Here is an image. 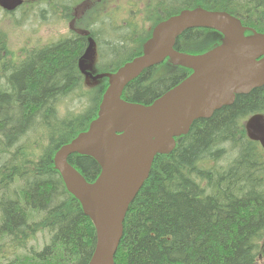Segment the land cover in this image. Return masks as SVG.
I'll use <instances>...</instances> for the list:
<instances>
[{
    "label": "trees",
    "instance_id": "16d2710c",
    "mask_svg": "<svg viewBox=\"0 0 264 264\" xmlns=\"http://www.w3.org/2000/svg\"><path fill=\"white\" fill-rule=\"evenodd\" d=\"M256 1L169 0L179 7L198 4L243 19ZM255 6L254 19H261L264 0ZM205 32L186 31L176 49L182 50L184 42H199ZM81 41L28 53L12 66L7 87L0 88L5 149L35 127L48 141L42 153L17 148L0 168V191L17 187L16 201L7 198L2 203L0 238L7 235L13 247L27 249L38 232L53 234L42 252L30 250L5 264H87L93 253L95 229L80 203L66 191L53 162L55 152L97 117L105 90V86L95 89L93 106L83 114L58 116L60 99L81 87L76 67ZM3 49L0 42V65L8 67L11 62ZM187 73L181 69L176 75L156 78L155 68L149 69L127 86L124 98L151 104ZM262 111L264 87L237 97L212 118L195 122L172 154L156 157L149 179L127 213L116 264H258L264 238V152L247 139L241 122ZM235 151L237 156L225 167V156ZM69 162L88 181L100 173L90 157L73 155ZM21 203L32 211L18 206ZM35 214H42V219L35 222L31 218Z\"/></svg>",
    "mask_w": 264,
    "mask_h": 264
},
{
    "label": "water",
    "instance_id": "95a60500",
    "mask_svg": "<svg viewBox=\"0 0 264 264\" xmlns=\"http://www.w3.org/2000/svg\"><path fill=\"white\" fill-rule=\"evenodd\" d=\"M20 4L21 0H0V5L8 10ZM192 27L220 30L225 35L223 44L199 57L176 52V38ZM247 30L225 12L185 11L157 27L145 45L144 57L128 64L117 75H107L110 88L103 96L99 118L92 122L88 132L63 146L55 157L56 169L68 190L80 200L97 229V243L89 264H114L113 244L123 236L130 202L148 177L155 154L170 153L175 146L174 136L186 134L194 120L209 118L222 106L232 105L236 93H249L264 84V60L257 62L264 55V35L246 38ZM167 56L174 64L193 69L195 74L151 107L120 99L129 81ZM219 67L210 78L203 79ZM195 83H201L200 87L188 93ZM155 113L159 114L142 123L141 119ZM247 130L252 139L264 144L263 117L252 118ZM123 131L124 135H117ZM75 152L93 157L101 166L102 174L94 185L87 184L68 163V156ZM113 203L117 205V214L106 228L102 225L104 213Z\"/></svg>",
    "mask_w": 264,
    "mask_h": 264
},
{
    "label": "rangeland",
    "instance_id": "374dc122",
    "mask_svg": "<svg viewBox=\"0 0 264 264\" xmlns=\"http://www.w3.org/2000/svg\"><path fill=\"white\" fill-rule=\"evenodd\" d=\"M146 1L150 2L151 0ZM165 1L168 6L171 7L173 5L169 2V0ZM69 2L70 0H57L56 2H48L43 6L44 12L42 17L38 13V8L33 6L37 4V0H29L25 7L13 15L5 14L2 10H0V32L6 35L8 49L12 53V55H9V60L11 61L10 65L8 67H3L0 65V88L7 87L8 81H6V77L11 74L12 66H17L18 63L23 60L26 51L36 48L41 44L50 45L56 42L59 38L70 35L68 23L59 22L62 16V9L64 6H67ZM146 5L148 6V3ZM141 8L140 10H144L145 6H141ZM42 18L44 19L43 26L38 25V20ZM146 21L149 23V26L152 25L151 21ZM138 23V28L141 32L143 31V20H140ZM124 32L127 33V31ZM105 40L112 44L108 47V49H101L99 51L100 57L95 56L94 59L88 62V65L93 67L98 66V69L106 67L107 62L112 60V58H115V54H121V52H119L117 49L112 50L109 48L112 45H121L125 47L124 40L121 38L116 39L106 37ZM86 85L87 87H85L87 90L80 88L77 93L70 95L59 103V115L61 117H74L75 114L82 113L89 107L90 101L92 102L94 94L87 95L86 91L95 89H92L93 84L90 82H87ZM79 95H82V97L79 98ZM44 143V135L37 127L28 131L24 137L18 139L15 145L9 149H5L6 146L0 134V165L6 160L8 155L12 154L15 149L22 147L29 152H33L35 148H39L41 144ZM223 165L224 164L222 162L221 168H223ZM11 189L14 190L13 188ZM2 194L12 195V192L6 193L4 191H0V196ZM10 198H12L13 201H16L14 196H11ZM18 206L26 207L23 203L18 204ZM49 243L50 235L48 233H41L38 234L35 239L29 242V247L36 251H41ZM3 249V247H0V253ZM5 254L11 257V252L6 250ZM259 264L264 263L262 260H260Z\"/></svg>",
    "mask_w": 264,
    "mask_h": 264
},
{
    "label": "bare ground",
    "instance_id": "6f19581e",
    "mask_svg": "<svg viewBox=\"0 0 264 264\" xmlns=\"http://www.w3.org/2000/svg\"><path fill=\"white\" fill-rule=\"evenodd\" d=\"M229 64V62L228 63H226L225 65H221V67L223 66H227ZM221 67H219V68H217V69H215L214 71H212L211 73H209L206 77H204L203 79H205V78H210L211 77V75H212V73H216ZM203 79H201L200 81H202ZM200 85H201V83H195L194 85H192V87H190L189 89H188V93L189 92H191V91H193V90H195V89H197L198 87H200ZM159 113H155V115H153V116H151V117H149V118H146V119H141L142 120V123L143 124H146V123H148L149 122V120H151V118H154L155 116H157ZM141 120H139V122L141 121ZM116 204L115 203H113V204H110L108 207H107V209H106V211H105V213H104V223H102V225L103 226H105L106 228H109L110 226H111V224H112V222H113V220H114V218H115V216H116V214H117V211H116ZM124 233V232H123ZM123 237V236H122ZM121 240H122V238H121ZM121 240L120 241H117V242H115L114 244H113V253H114V259H115V256H116V254H117V251H118V248H119V245H120V242H121Z\"/></svg>",
    "mask_w": 264,
    "mask_h": 264
},
{
    "label": "flooded vegetation",
    "instance_id": "af4514ba",
    "mask_svg": "<svg viewBox=\"0 0 264 264\" xmlns=\"http://www.w3.org/2000/svg\"><path fill=\"white\" fill-rule=\"evenodd\" d=\"M141 0H133V2L130 4L127 0H118V4L121 8L124 10L128 8H133L135 6H138L140 4ZM97 7L99 9L107 8V0H85L83 3L81 2L79 4L78 11L76 10L73 13L72 21L74 23H77V21L81 18L83 14L87 11V9Z\"/></svg>",
    "mask_w": 264,
    "mask_h": 264
}]
</instances>
